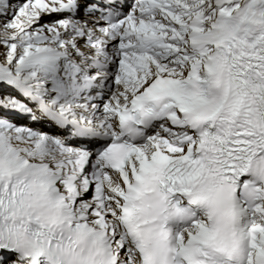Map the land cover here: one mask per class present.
<instances>
[{"label": "snow or ice", "instance_id": "obj_1", "mask_svg": "<svg viewBox=\"0 0 264 264\" xmlns=\"http://www.w3.org/2000/svg\"><path fill=\"white\" fill-rule=\"evenodd\" d=\"M0 264H264V0H0Z\"/></svg>", "mask_w": 264, "mask_h": 264}]
</instances>
